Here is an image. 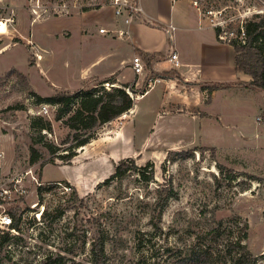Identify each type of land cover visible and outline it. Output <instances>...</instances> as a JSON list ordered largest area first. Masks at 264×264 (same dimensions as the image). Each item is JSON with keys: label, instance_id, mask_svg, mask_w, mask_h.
Returning <instances> with one entry per match:
<instances>
[{"label": "rangeland", "instance_id": "obj_1", "mask_svg": "<svg viewBox=\"0 0 264 264\" xmlns=\"http://www.w3.org/2000/svg\"><path fill=\"white\" fill-rule=\"evenodd\" d=\"M141 1L151 12L160 3ZM192 1L206 18L208 10L226 9L224 16L233 18L247 8H263L261 0H183L174 2L175 13L187 7L198 15ZM61 4L0 0V217H22L19 231L0 224V264H43L57 255L66 264H94L92 247L100 236L107 243L106 264H170L177 252L199 247L228 257V239L245 232L247 247L264 264V91L220 89L206 101L212 102L208 108L194 90L189 104L211 116L162 118L154 111L160 106L158 87L135 101L132 116L99 128L96 139L76 149L69 164L49 163L53 156L44 143L35 145L42 159L30 164L32 137H38L34 118L52 123V133L43 132L47 143H74L73 132L56 120V108L36 104L32 93L47 97L78 91L81 66L105 49L99 46L102 40L97 49L80 46L77 25L84 9L71 3L62 9ZM97 18L103 21L105 12ZM228 28L236 31L237 22ZM127 158L139 167L153 163L154 180L146 184L131 172L105 184ZM49 184L53 189L39 197V186ZM171 190L174 196L155 226L157 200L172 195ZM213 229L220 234L216 242Z\"/></svg>", "mask_w": 264, "mask_h": 264}, {"label": "crops", "instance_id": "obj_2", "mask_svg": "<svg viewBox=\"0 0 264 264\" xmlns=\"http://www.w3.org/2000/svg\"><path fill=\"white\" fill-rule=\"evenodd\" d=\"M139 3L142 14L133 23L130 35L124 39H111V37L109 39L98 32L101 27L112 28L114 26L115 17L111 9L83 11L82 20L77 25V31L82 36L80 46L87 50L97 49L99 48L97 41L102 40L99 46L105 49L96 50L93 57L88 58L86 64L81 66L79 75L82 85L78 90L88 87L89 84V87H95L102 82L112 81L111 87L125 85L134 87L137 91L134 98L136 101L138 98L142 99L150 95L152 90L159 87L155 94H157V103L160 106L154 109L159 117L164 118L169 115L174 117L177 114L201 117L202 113L207 116L212 114L205 111V108L202 111L198 105L195 107L189 104L193 101L194 90L200 92L201 104L203 99L206 104L208 99L214 100L220 90L211 94L202 90L203 84H237L252 80L250 76L236 71L235 49L230 44L219 40L216 30L209 23H205L206 17L194 6L198 12L196 16H192L187 7H182L175 13L173 0H160L155 12L148 10L141 0ZM96 12H102L99 15L105 12V19L102 21L103 17L97 18L99 15ZM212 30L214 31L211 32ZM95 36L98 37L97 43L93 41ZM159 53L162 57L154 58L151 66H148L142 56V54ZM174 53L179 57V67H175L171 62V56ZM137 56L146 65V73L140 76L136 75L133 70V59ZM102 66L106 68H101ZM170 71L177 72L179 78L163 76L162 73ZM149 74L152 75L151 77L161 79L153 88L148 87ZM235 86L241 87L242 85ZM206 105L209 108L212 102ZM134 112L135 107L121 118L127 119ZM121 126L117 134L120 133Z\"/></svg>", "mask_w": 264, "mask_h": 264}, {"label": "trees", "instance_id": "obj_3", "mask_svg": "<svg viewBox=\"0 0 264 264\" xmlns=\"http://www.w3.org/2000/svg\"><path fill=\"white\" fill-rule=\"evenodd\" d=\"M84 11H89V9H84ZM218 32L216 30L217 36ZM245 33L244 43L238 37L232 39L229 43L235 49L236 71L252 78L250 82H238L237 84L252 90L264 91V15L257 14L248 20L245 24ZM142 56L148 66H151L152 60L156 57H162V54H142ZM162 74L168 78H179L178 73L174 71ZM106 83L110 84L113 82H102L91 89L86 90L83 88L76 92L59 90L54 95L47 97L35 92L32 93L36 104H47L56 108V120L63 121V124L73 132L74 143L68 147H64L65 145L59 147L47 143L45 141L46 134L43 132L52 133V123L43 117L34 118L31 126L38 132V137H32L33 145L30 147L31 165L38 163L42 159L41 151L35 146L41 143L45 144V148L53 156V159H50L49 163L55 164L56 160L59 159L69 164L78 155L76 149L83 148L96 139V133L99 128L118 120L133 109L135 104L134 93H137L134 87L125 85L108 89L105 87ZM237 84L206 83L201 88L203 91H208L212 94L214 91L229 89ZM66 116L68 117L65 119ZM60 149L65 153H58ZM170 154L174 153L170 152L169 156ZM152 169L153 163H149L145 167H139L134 158L123 159L115 166V172L107 179L105 184L113 181L120 182L131 172H137L141 179L146 184H149L154 180ZM53 187V184H49L48 187L39 186L38 196L42 197L44 191H49ZM171 192L172 195H160L157 200L156 209L154 210L157 214L153 216L157 220L153 221L155 222V226L161 221L164 210L169 205L170 198L174 196L172 190ZM46 215L47 213H45V217ZM21 220V215L12 214V226L10 229L19 231ZM210 234L214 235L213 239L215 242L220 236L219 231L215 229L211 230ZM246 239L247 232L244 233L242 238L228 239L224 252L228 257L221 256L220 252H213L210 247H199L187 252H177L176 255H173L174 259L170 264H258L259 258L249 250L245 243ZM106 244L105 236H100L98 241L93 245L92 255L94 264L107 263ZM65 262L64 256L57 255L55 258H52V256L46 257L43 264H66Z\"/></svg>", "mask_w": 264, "mask_h": 264}, {"label": "built area", "instance_id": "obj_4", "mask_svg": "<svg viewBox=\"0 0 264 264\" xmlns=\"http://www.w3.org/2000/svg\"><path fill=\"white\" fill-rule=\"evenodd\" d=\"M62 4L59 8L69 9V4H72L73 8L89 9V11H100L103 9H111L115 17V23L112 28L101 27L99 29V34L105 37H111L114 39H124L130 35V29L135 21L140 18L142 14V8L139 0H61ZM183 1V0H173V2ZM263 8L258 11L256 8H247L243 12L238 13L233 18H227L225 15L226 9H219L216 11L208 10L206 11V16L209 25L218 30V38L220 41L225 43H230V41L238 37L241 41L246 37L245 24L250 20L255 14H264V0H261ZM193 6L198 9L201 13V9L197 1H192ZM40 7L38 5L34 10V14H38L37 9ZM203 15V13H202ZM205 17V15H203ZM236 21L237 30H230L228 28L229 23ZM7 26V23H5ZM171 62L175 67H179V57L177 54L171 56ZM133 70L136 75H143L146 73V65L143 60L137 56L133 59ZM161 79L148 77V87L153 88L155 84L159 83ZM107 87V84H106ZM108 88V87H107ZM132 95V93L128 90ZM46 111V107H44ZM0 224L2 227L10 228L12 226V217L10 215H4L0 217Z\"/></svg>", "mask_w": 264, "mask_h": 264}]
</instances>
